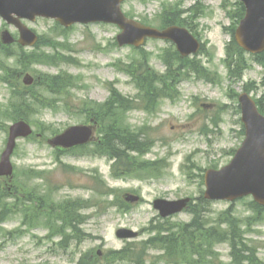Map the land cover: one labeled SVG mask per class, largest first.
I'll list each match as a JSON object with an SVG mask.
<instances>
[{"label":"rangeland","instance_id":"1","mask_svg":"<svg viewBox=\"0 0 264 264\" xmlns=\"http://www.w3.org/2000/svg\"><path fill=\"white\" fill-rule=\"evenodd\" d=\"M235 3V0H128L125 3L126 14L153 27L161 26L167 12L181 13L187 19V26L205 45L203 54L189 59L182 71L177 72L182 73L178 77L181 81L169 92L174 97H159L150 105L146 94L137 89L121 65L129 64L141 71L150 68L157 75H172L165 61L174 51L167 42L151 40L139 51L132 47L121 48L116 44L119 28L105 24L75 25L62 37L55 21L40 18L26 24L40 37L62 44L64 48L58 49V54L72 58L70 62L35 64L25 70L18 61L20 51L53 56L55 50L45 45L34 50L14 45L4 52L0 45V65L12 72L8 77L12 84L0 78V156L12 123L2 116L3 112L13 100L15 90L24 92L32 88L23 85L20 75H14L28 73L36 80L57 75L73 78V85L58 95L49 93L37 82L32 88L33 95L41 101L35 105L28 100L35 112L30 123L42 137L18 142L12 158L14 179L12 182L0 179V190L9 193L20 190L23 195L32 194L34 198L48 194L54 205L68 200L84 201L83 208L72 218L77 224H64V228L63 223L50 216V203L41 206L38 202H28V208H22L17 199L8 200L7 213L0 221V264H135L113 254L130 243L137 248V254L140 253L139 244L152 237L153 228L158 225L164 229L192 222L193 215L189 211L166 220L160 218L153 202L189 197L194 204H199L198 199L205 192L206 172L230 163L244 140L241 110L234 95L250 87L253 98L263 100L264 105V69L253 63L248 54L244 56L248 68L242 79L236 82L235 78H229L226 60L227 47L232 40L228 33L231 19L223 5L233 11ZM4 29L17 35L16 30L0 18V33ZM8 53L12 56H7ZM193 61H199L206 74L199 75L188 68ZM179 66L174 60L172 70L176 72ZM2 75L5 74L0 69V77ZM112 85L119 96L145 98L136 109L122 114L121 120L132 131L143 130L149 134L153 139L151 149L143 156L127 152L128 157L120 161L104 154H90L96 145L87 147L89 150L84 152H65L52 147L50 141L57 134L89 122L84 109L110 100ZM98 134L99 131L95 132L94 139L99 138ZM150 162H159L156 170L132 173L140 164ZM108 189L120 194L121 201L124 193L140 196L141 201L134 205L123 203L128 207L117 208L115 197L108 195ZM253 207L251 197L234 203L218 201L212 202L204 214L207 219L209 212L211 223L224 228L227 225L223 219L238 221L245 232L246 243L242 246L253 251L264 264V210L258 213ZM227 212L231 215L227 216ZM122 228L138 232L139 237L119 239L116 232ZM217 253V264H237L229 243L218 245ZM247 256L252 257V253ZM143 258L145 264H173L154 249L147 251Z\"/></svg>","mask_w":264,"mask_h":264},{"label":"trees","instance_id":"2","mask_svg":"<svg viewBox=\"0 0 264 264\" xmlns=\"http://www.w3.org/2000/svg\"><path fill=\"white\" fill-rule=\"evenodd\" d=\"M232 6L234 8L233 11L228 9V5H223V9L226 11L227 16L231 19V25L229 27L230 31L228 33L232 37V40L227 47L226 62L229 77L237 80L247 68V61L244 59L245 52L238 47L234 40L235 30L245 16V7L239 1H236V3ZM181 16V13L167 12L162 19L163 26H186L187 19H182ZM60 31V35H65L66 30L62 29ZM42 45L54 49L55 55L51 56L46 53L38 52L21 53L20 51L18 54V61L25 70H29L31 66L35 64L57 65L61 62L71 61L69 57L58 54V49L64 47L62 44L58 43L57 40H46L45 37H41L38 46L41 47ZM2 48L4 52L10 51V47L2 46ZM173 51L174 52L171 53L165 61L169 71L173 72L172 75H157V73L150 68L141 71L140 69H133V67L129 64L121 65V69L132 77L133 82L137 85V89L146 94L145 98L147 99V103L149 105L152 100L159 97H174L169 94V92L172 91L173 87L181 81L178 77L182 75V73L177 74V72L182 71V69L187 65L186 62H189V59H183L175 50ZM7 56H12V54L8 53ZM251 57L255 60V62L264 68V53ZM174 60L180 64L176 72L172 70ZM198 62H191L194 64L189 65L188 68L196 71L199 75L206 74L205 69H203ZM142 64L144 63H141V65ZM144 66H146V64H144ZM0 68L5 74L0 77L1 81L12 84V80H8L9 75L12 73L11 70L4 65H0ZM17 75H22V73L15 74L14 76L16 77ZM37 84L45 87L49 93L58 95L62 94L63 91L73 85V78L72 76L67 75L44 76L40 77V81H38ZM34 87L35 85L32 86V88ZM32 88H28L27 90L24 89V92H20V89H18V91L15 90L13 100L11 101L8 109L3 112L2 116L11 122L25 119L32 123L31 118L35 112L32 111V105L31 103H28V100H31V102L35 105L36 102L41 101L37 95H33L34 93ZM111 92L112 95L109 103L96 105L90 109H84L85 112L90 113V111H92V115L94 113L97 120L101 124V128L99 129V140L96 143L95 149H92L91 152L100 156L104 154L110 158L118 159L120 161L122 160V157H128L127 152L137 153L140 154V156H143L153 146V139L149 134H146L145 131L141 130L136 133L132 131L128 124H124L121 120V115L125 114L127 110L134 109V103L131 102L132 100H124L122 102V98L119 96L118 91L115 88H111ZM28 93L31 96H28ZM145 98L143 97V99ZM143 99L141 98V100ZM113 103L115 106L111 105ZM260 111L264 114V110L262 108H260ZM158 165L159 162H150L146 164L142 163L140 166L134 168L132 173L145 172V170H156ZM107 191L109 193L108 195H116V191H113L112 189H108ZM20 194H22L20 190H15L12 193H9V191L5 189L0 190V221L7 213L8 198L17 199L22 208H28V202H31L32 204L38 202L41 206L43 204L48 205V203H50V216H53L55 219L64 220L61 225L64 228L66 226L64 224H68L69 226L74 225L72 218L76 216L80 205H83V202L79 200H68L61 202L58 205H54L53 201L49 198V195L34 198L32 197V194L30 195L28 193H24V196ZM49 200H51V202ZM198 200L199 204H191L188 210L193 215V220L189 224H183L179 227L168 226L164 229L161 225H158L153 228L152 232H154V235L139 244L140 253L137 254V248L133 247L132 243H130L123 250L118 251L113 255L120 260H128L135 264H145L146 261L143 257L146 255L147 251L154 249L161 253L162 258H164L167 262L173 264H217L216 262L219 261L217 246L229 243L232 248V256L234 257L235 263L244 264L247 262L250 264H262L256 256L253 255V251L247 249L245 246H242L244 242L246 243L244 240L245 232H243L241 227H239V222H236L233 218L231 220L223 219L227 225L226 228L213 225L208 217L209 212H207V219L205 216V212L208 211L210 202L205 201L203 197ZM116 201H120V203L118 204ZM123 203L124 202L120 200V196L116 195L114 205L117 206V208H127L128 206ZM253 205V208L258 213L263 210L255 203H253ZM24 211L25 209H21V212ZM227 213V216L231 215V213ZM25 216L27 219L28 215L25 214ZM54 230L57 234L58 232L56 228ZM250 253H252V257L247 256V254Z\"/></svg>","mask_w":264,"mask_h":264},{"label":"water","instance_id":"3","mask_svg":"<svg viewBox=\"0 0 264 264\" xmlns=\"http://www.w3.org/2000/svg\"><path fill=\"white\" fill-rule=\"evenodd\" d=\"M126 0H0V17L8 25L14 26L19 34V44L34 46L38 36L30 30L23 20L36 21L37 18L52 19L69 28L75 24L107 23L119 26L117 36L120 47L143 46L147 39L169 40L177 45L182 56L197 53L200 43L187 29L172 26L158 30L145 26L128 18L122 4ZM246 9V15L240 22L235 40L238 45L251 54L264 52V0H239ZM4 45L15 43L16 39L4 30L1 33ZM34 78L26 75L24 83L31 85ZM239 101L242 108V121L246 138L234 158L220 170H208L205 175V199L209 201H229L252 196L254 201L264 207V116L257 109L251 97L244 93ZM30 124L24 120L14 123L9 129L7 146L0 158V177L13 175L12 155L19 139L33 134ZM93 129L89 126H73L63 134L56 136L51 143L56 147L72 148L85 145L93 138ZM125 200L136 203L139 197L126 194ZM190 199L169 201L157 199L154 209L162 218L181 213L187 208ZM117 236L121 239H135L138 233L129 229H120Z\"/></svg>","mask_w":264,"mask_h":264},{"label":"flooded vegetation","instance_id":"4","mask_svg":"<svg viewBox=\"0 0 264 264\" xmlns=\"http://www.w3.org/2000/svg\"><path fill=\"white\" fill-rule=\"evenodd\" d=\"M199 40H200V39H199ZM202 46H203V45H202ZM258 102H259V104H261V105L263 106V102H261V101H258ZM261 105H260V106H261ZM92 120H94V119H92Z\"/></svg>","mask_w":264,"mask_h":264}]
</instances>
